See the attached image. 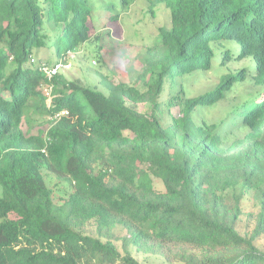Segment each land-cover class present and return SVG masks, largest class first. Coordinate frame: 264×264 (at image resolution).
I'll return each mask as SVG.
<instances>
[{
    "label": "trees",
    "instance_id": "obj_1",
    "mask_svg": "<svg viewBox=\"0 0 264 264\" xmlns=\"http://www.w3.org/2000/svg\"><path fill=\"white\" fill-rule=\"evenodd\" d=\"M137 1L0 0V264H144L134 251L264 264V0H145L171 25L136 85L41 70L39 51L65 60ZM45 172L70 185L63 204ZM248 195L258 211L242 235Z\"/></svg>",
    "mask_w": 264,
    "mask_h": 264
},
{
    "label": "rangeland",
    "instance_id": "obj_2",
    "mask_svg": "<svg viewBox=\"0 0 264 264\" xmlns=\"http://www.w3.org/2000/svg\"><path fill=\"white\" fill-rule=\"evenodd\" d=\"M170 25L171 13L165 5H157L154 16H152L148 13L147 2L139 0L123 13L120 22L111 27L110 33H107V30L96 33L94 35L95 42L82 46L81 49L69 54L65 60L53 53V51L48 50H41L35 56L37 55V60L40 59L43 62H47L50 66L57 61L67 65L68 67L63 69L62 66L60 70L67 80L80 79L99 90H106L104 86L105 79L116 83L120 81L136 85V79L143 69L142 61L147 46L157 36L159 28ZM248 63L249 61L246 60L242 65H247ZM207 86V80L201 78L194 86H190V95L197 96ZM241 97L244 98L245 96L242 95ZM84 104L87 105L85 101ZM139 108L142 110V106H139ZM226 113V108L221 106L207 111L205 117L211 121H218ZM47 121V118L36 117L33 123L35 125L34 132L37 133L38 129L43 130L44 122ZM45 175L56 203L63 204L71 192L70 185L67 182L57 180L46 172ZM243 208L244 215L239 225V232L245 235L254 228L251 214L258 211L257 202L252 195L247 196L243 202ZM87 232L95 235L94 226H88ZM123 234H126V231L119 229L115 231L116 236ZM116 244L118 247L121 246L120 242H116ZM259 244L260 246L264 245V239ZM133 254L144 264H169L160 257L151 254L135 251Z\"/></svg>",
    "mask_w": 264,
    "mask_h": 264
},
{
    "label": "built area",
    "instance_id": "obj_3",
    "mask_svg": "<svg viewBox=\"0 0 264 264\" xmlns=\"http://www.w3.org/2000/svg\"><path fill=\"white\" fill-rule=\"evenodd\" d=\"M62 66H63V69L68 67L67 65L65 64H62V63H59V64H56V65H42V72H44L48 79L51 80L54 76H56L60 70L62 69ZM48 91L51 90V88H47ZM68 113L67 112H62L61 114L57 115L56 118H59L61 116H66Z\"/></svg>",
    "mask_w": 264,
    "mask_h": 264
}]
</instances>
